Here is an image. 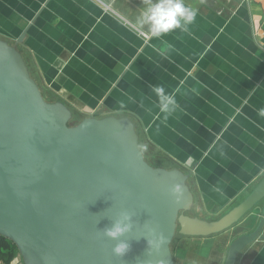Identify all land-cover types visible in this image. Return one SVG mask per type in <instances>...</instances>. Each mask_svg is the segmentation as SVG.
I'll use <instances>...</instances> for the list:
<instances>
[{
    "label": "crops",
    "instance_id": "1",
    "mask_svg": "<svg viewBox=\"0 0 264 264\" xmlns=\"http://www.w3.org/2000/svg\"><path fill=\"white\" fill-rule=\"evenodd\" d=\"M186 3L198 9L190 31L153 38L134 27L141 0H0V39L16 44L40 89L72 114L127 116L148 163L158 154L163 167L188 174L189 216L211 220L264 176V0ZM152 85L177 101L167 118ZM261 219L262 200L220 233L177 234L173 260L223 264L231 242ZM0 264L23 263L1 250ZM235 264H264V224Z\"/></svg>",
    "mask_w": 264,
    "mask_h": 264
},
{
    "label": "water",
    "instance_id": "2",
    "mask_svg": "<svg viewBox=\"0 0 264 264\" xmlns=\"http://www.w3.org/2000/svg\"><path fill=\"white\" fill-rule=\"evenodd\" d=\"M71 118L64 103L44 99L16 44L0 39V236L23 264H175L176 234L211 236L264 205L263 176L217 219L189 216L188 174L149 164L127 116L94 112L75 125ZM175 184L179 197L171 193ZM124 210L132 213V229L120 237L130 245L121 257L103 229ZM263 224L236 237L223 264H235ZM161 233L163 245L149 248L148 239Z\"/></svg>",
    "mask_w": 264,
    "mask_h": 264
},
{
    "label": "clouds",
    "instance_id": "3",
    "mask_svg": "<svg viewBox=\"0 0 264 264\" xmlns=\"http://www.w3.org/2000/svg\"><path fill=\"white\" fill-rule=\"evenodd\" d=\"M198 15V9L186 3V0H141V8L134 19V27L138 31H146L153 38H161L164 35L179 29L188 33ZM151 92L157 97L158 107L161 113L171 114L177 107L175 97L166 92L161 85L150 86ZM120 107L125 104L120 102ZM258 115L264 117V108L259 109ZM182 188L179 184L173 185L171 193L179 197ZM132 213L124 210L118 218L114 220L110 227L103 229L105 235L117 243L113 252L117 256H123L130 248L127 240L120 239L125 233L132 229ZM163 234H159L152 239H148L149 248L159 249L164 243Z\"/></svg>",
    "mask_w": 264,
    "mask_h": 264
},
{
    "label": "rangeland",
    "instance_id": "4",
    "mask_svg": "<svg viewBox=\"0 0 264 264\" xmlns=\"http://www.w3.org/2000/svg\"><path fill=\"white\" fill-rule=\"evenodd\" d=\"M41 92H42V95H43V97H44V99L45 100H47V101H49V102H54V101H56V98L51 94V93H49L45 88H42L41 89ZM83 118V116L81 115V113L78 111V110H73V114H72V118H71V120H70V124L71 125H75L76 123H78L81 119ZM139 144H140V142H139ZM147 143H146V141L145 140H143L142 142H141V144H140V148H141V150L143 151H146L147 149H146V147L145 146H147L146 145ZM156 159L157 160H151L150 161V159H149V164H151V165H153V166H161L162 165V167H163V164H161V160H160V157H159V155L158 154H156ZM147 158H150V156H147L145 159H146V161L148 160ZM171 167H169L168 169H170ZM232 206H234V205H232ZM231 206V207H232ZM228 210V209H227ZM226 210V211H227ZM226 211H225V213H226ZM224 213V214H225ZM221 215H223V213H216L214 216H213V218L212 219H217L218 217H220ZM177 235V234H176ZM175 235V236H176Z\"/></svg>",
    "mask_w": 264,
    "mask_h": 264
},
{
    "label": "trees",
    "instance_id": "5",
    "mask_svg": "<svg viewBox=\"0 0 264 264\" xmlns=\"http://www.w3.org/2000/svg\"><path fill=\"white\" fill-rule=\"evenodd\" d=\"M1 250H4V252H7V254L10 256L12 253V250L17 251V248L10 240L0 236V251Z\"/></svg>",
    "mask_w": 264,
    "mask_h": 264
}]
</instances>
